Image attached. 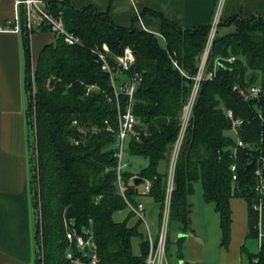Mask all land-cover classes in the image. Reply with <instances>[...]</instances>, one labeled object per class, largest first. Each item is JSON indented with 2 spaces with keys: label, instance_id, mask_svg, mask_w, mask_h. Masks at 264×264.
<instances>
[{
  "label": "trees",
  "instance_id": "16d2710c",
  "mask_svg": "<svg viewBox=\"0 0 264 264\" xmlns=\"http://www.w3.org/2000/svg\"><path fill=\"white\" fill-rule=\"evenodd\" d=\"M57 1L66 2L53 0L54 4ZM72 7L70 29L81 42L71 44L57 34L54 41L43 46L34 66L30 33L25 24L22 29L32 135L31 185L32 181L35 184L31 187L37 213L35 264H77L67 256L69 246L74 257L91 264L90 258L66 235L69 229L87 234L85 228L92 232L97 245V264H145L146 240L141 241L139 254L133 251V237L142 235L138 225H129L127 218H114L116 210L127 206L116 183L117 106L108 96L109 74L101 68L92 48L107 43L112 54L121 53L126 45L133 48L136 58L129 72L139 71L142 79L134 101L139 122L136 134L130 137L128 153L148 158L138 176L152 180L150 194L162 203L167 172L161 173L158 166L162 159L169 161L210 24L183 27L154 11L161 18L159 35L135 24H117L108 10H99L92 4ZM231 25L233 29L221 31ZM230 55H235L234 61L223 59ZM217 57L221 58L215 74L200 83L179 152L171 220L182 231L189 230L188 195L200 181L205 200L214 202L219 212L221 243L228 245L232 196L246 198L249 235L259 234L260 217L253 203L257 199L255 166L264 156V93L246 99L234 86L255 82L249 69H264V18L235 14L221 19L208 56V71L214 68ZM174 58L187 74L174 65ZM90 84L98 88L86 94ZM227 108L243 117L238 135L254 144L239 146L236 157L231 154L237 141L230 132ZM106 120L114 130L107 128ZM233 161L237 162L235 180L230 168ZM124 174L127 196L134 201L140 193L139 184L136 177L130 181V170ZM249 264H264V240L259 250L249 255Z\"/></svg>",
  "mask_w": 264,
  "mask_h": 264
},
{
  "label": "crops",
  "instance_id": "0c3cea01",
  "mask_svg": "<svg viewBox=\"0 0 264 264\" xmlns=\"http://www.w3.org/2000/svg\"><path fill=\"white\" fill-rule=\"evenodd\" d=\"M65 1V3L57 1L52 10H62V16L68 28L72 25V6L81 7L88 4L102 11L108 10L117 24H135L139 28L159 35H161V18L154 11L161 12L183 27L210 24L217 10H219L221 19H228L235 14L244 17L258 15L264 18V0ZM18 14H20V7L16 4V0H0V26H13ZM223 28L228 31L234 26ZM29 33L32 62L36 64L43 46L54 41L57 34L43 27ZM255 80L258 83V79ZM27 108L23 32L11 28L0 29V264H35L36 261V217L31 187L32 171ZM128 160L127 169L137 175L149 162L148 158L142 155L129 153ZM168 167L169 161L162 159L158 169L161 173H165ZM141 188L142 182L138 185V189L141 190ZM136 200H142L145 203L149 222L156 232L161 203L156 201L152 194H138L134 201ZM188 202L191 206L190 228L186 232L189 234L192 229L191 223H193L195 214L197 218H205L207 214H212L213 221L217 219L222 239L219 212L214 202L205 200L200 181L195 182L194 191L188 195ZM230 204L232 208L231 238L228 245L222 244L220 239L221 248L216 260L218 264H249V255L256 253L260 248L258 236L249 235V204L243 196H232ZM114 218L118 221L127 218L129 225H136L139 221V218L127 207L116 210ZM259 224L260 232H263V241L264 208ZM137 225L142 235L133 237V251L139 254L141 241L145 240V226L142 223ZM181 231L176 226V237ZM188 237L192 238L188 251L194 255L195 244L202 246V242L196 240V235L193 237L188 235ZM134 240L137 241L139 250L134 248ZM171 242L170 229L169 252ZM179 264L202 263L190 261L182 255Z\"/></svg>",
  "mask_w": 264,
  "mask_h": 264
},
{
  "label": "built area",
  "instance_id": "2783aa9c",
  "mask_svg": "<svg viewBox=\"0 0 264 264\" xmlns=\"http://www.w3.org/2000/svg\"><path fill=\"white\" fill-rule=\"evenodd\" d=\"M16 4L20 7V14L17 15L15 23L12 24L13 26H0V29L11 28L15 30H22L25 24L27 30L30 32L35 29H39L42 26H48L56 34L63 36L65 41L68 43L75 44L81 42L80 36H78L66 26L62 16V10H52V7L56 5L54 4L53 0H16ZM220 21V13L219 10H217L210 23L208 39L199 60L198 70L192 76L193 83L191 91L186 103L183 106L179 132L171 148L169 167L167 171L165 197L161 203L159 223L156 232L153 231L151 224L147 219L145 203L142 200H131L126 193L128 182L126 181L124 171L129 166V140L131 135L136 134V124L139 122V118L134 111V101L135 93L142 79V75L139 71L129 72L136 58L133 48L130 45H126L123 51L119 54L110 53L111 51L107 43H103L102 46L96 45L92 48V50L97 55V60L100 62L101 68L109 74L111 89L108 96L109 99L114 101L117 106L118 126L116 128V140L114 143V155L117 158L116 183L119 192L124 196L127 202L126 207L128 210L135 214L145 226L144 238L147 242L148 248L145 264H172L169 257V240L171 200L175 186V168L186 129L193 113V107L198 95L200 83L204 78L212 77L219 65V59L221 57H217L215 59L214 68L212 70H207L210 48L217 33ZM223 59L232 62L235 60V55H230ZM173 62L182 73L187 74L178 62V59L174 58ZM234 87L237 88L239 93L242 94L246 99H250L264 93V86L256 82L250 83L247 86L236 84ZM97 88V84L88 85L86 94ZM123 95H125V100H122ZM226 113L231 120L230 131H233L232 134L236 136L237 144L231 148V154L236 157L239 146H253L254 144L244 141L238 135L239 129L243 123V117L241 115H237L232 108H227ZM260 116L263 117L261 110ZM106 122L107 128L114 130L112 125L107 120ZM230 168L233 171L232 178L234 180L237 179V162L233 161L230 165ZM137 176V174H133L130 177V181L133 182L134 178ZM255 176L256 183L254 189L257 194V199L253 203V208L258 211L260 217L264 208V156L261 157L260 161L255 166ZM151 188L152 180L150 178H144L142 180V188L139 195L150 194ZM84 230V232L87 234L78 232L75 229H69L66 231L67 238L71 243H75L85 256L90 258L91 264H97L99 259L97 245L93 239L92 232L89 229ZM262 236L263 232H260L259 224L258 238L260 244L263 242ZM70 247L71 246H69L67 249V256L71 258L72 263L86 264L84 260L73 256ZM202 264L215 263L204 262Z\"/></svg>",
  "mask_w": 264,
  "mask_h": 264
},
{
  "label": "rangeland",
  "instance_id": "374dc122",
  "mask_svg": "<svg viewBox=\"0 0 264 264\" xmlns=\"http://www.w3.org/2000/svg\"><path fill=\"white\" fill-rule=\"evenodd\" d=\"M233 26V25H231ZM230 27V26H228ZM49 28V27H48ZM50 29V28H49ZM221 31H225L224 28L221 29ZM162 39V43H163ZM35 64L33 63V66ZM249 76L253 75L255 76V79H258V84H263L264 85V69L262 70H248ZM256 81V80H255ZM34 82V81H33ZM257 83V82H256ZM261 84V85H262ZM35 87V85H34ZM233 133V131H230ZM32 140V135L29 129V143H31ZM30 153H31V148H30ZM31 167L33 168V163H31ZM32 174H33V169H32ZM35 185L32 181V187ZM212 206V203L210 204ZM34 214L37 219V213L34 209ZM212 214H207L205 218H197L196 214L193 216V223H191V230L189 232V236H194L196 235V240L202 242V246L198 245L197 243L195 244V253L194 255H191L189 253V247L192 241V238L187 237V239L184 242V248H183V256L190 261H195V262H212L215 264H218L216 258L220 252V239H221V232L219 231V226L217 223V219L213 221ZM116 217H120L119 215H116ZM147 219L149 220V217L147 216ZM142 221L139 219L137 224H141ZM170 222V229H171V236H172V242L170 243V252H169V257L172 262V264H179V259L180 255L178 254L177 251V246L175 244V237H176V223ZM143 225V223H142ZM144 226V225H143ZM194 228V229H193ZM87 229V228H85ZM154 231V229H153ZM134 248L136 250H139L137 241L134 240Z\"/></svg>",
  "mask_w": 264,
  "mask_h": 264
},
{
  "label": "water",
  "instance_id": "95a60500",
  "mask_svg": "<svg viewBox=\"0 0 264 264\" xmlns=\"http://www.w3.org/2000/svg\"><path fill=\"white\" fill-rule=\"evenodd\" d=\"M142 180H143V177H141V176H137V177L135 178V182H136L137 184L141 183ZM187 237H188V233L185 232V231H181V232H179V233L177 234V237L175 238V241H174V242H175V244H176V246H177V251H178V254H179L180 256L183 255L184 242H185V240L187 239Z\"/></svg>",
  "mask_w": 264,
  "mask_h": 264
}]
</instances>
